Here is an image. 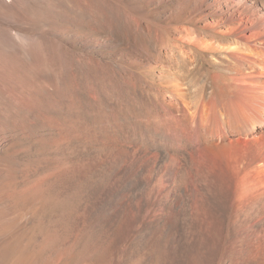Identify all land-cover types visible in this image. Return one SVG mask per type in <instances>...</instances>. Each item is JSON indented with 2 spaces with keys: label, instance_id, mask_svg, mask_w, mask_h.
<instances>
[{
  "label": "bare ground",
  "instance_id": "bare-ground-1",
  "mask_svg": "<svg viewBox=\"0 0 264 264\" xmlns=\"http://www.w3.org/2000/svg\"><path fill=\"white\" fill-rule=\"evenodd\" d=\"M144 1L162 22L133 19L135 43L144 34L151 52L166 39L169 64L134 65L163 98L133 116L126 141L75 139L72 161L38 167L26 189L0 182V264H264V0ZM56 2L0 0V30L27 38ZM192 51L223 66L193 92L179 68L197 70Z\"/></svg>",
  "mask_w": 264,
  "mask_h": 264
},
{
  "label": "rangeland",
  "instance_id": "rangeland-1",
  "mask_svg": "<svg viewBox=\"0 0 264 264\" xmlns=\"http://www.w3.org/2000/svg\"><path fill=\"white\" fill-rule=\"evenodd\" d=\"M54 1L56 10L42 6L43 19L32 24L27 38L8 42L0 30V182L11 175L14 192L43 176L35 174L38 167L72 161L83 149L70 143L75 139L98 146L126 141L133 116L142 120L146 106L163 98L157 77L151 79L153 71L134 65L136 58L154 62L155 71L169 64L162 53L170 46L166 39L150 52L147 37L138 35L135 43L131 32L133 19L144 22L153 14L155 22L162 20L154 4L70 0L68 9ZM191 55L197 70L185 64L179 68L197 80L193 92L207 86L208 76L223 66L216 55ZM62 143L70 145L59 155L33 156L39 145L49 150Z\"/></svg>",
  "mask_w": 264,
  "mask_h": 264
}]
</instances>
